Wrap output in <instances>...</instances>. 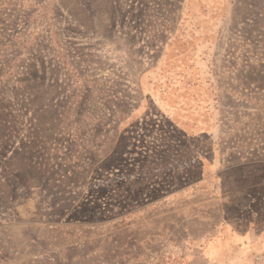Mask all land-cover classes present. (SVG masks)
I'll return each instance as SVG.
<instances>
[{"label": "rangeland", "instance_id": "374dc122", "mask_svg": "<svg viewBox=\"0 0 264 264\" xmlns=\"http://www.w3.org/2000/svg\"><path fill=\"white\" fill-rule=\"evenodd\" d=\"M0 264H264V0H0Z\"/></svg>", "mask_w": 264, "mask_h": 264}]
</instances>
